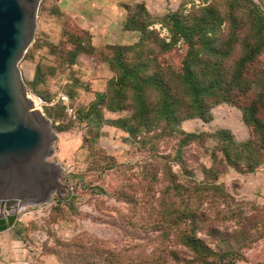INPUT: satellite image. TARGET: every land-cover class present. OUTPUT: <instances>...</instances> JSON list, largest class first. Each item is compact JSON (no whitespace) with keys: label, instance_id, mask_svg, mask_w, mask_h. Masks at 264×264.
<instances>
[{"label":"rangeland","instance_id":"374dc122","mask_svg":"<svg viewBox=\"0 0 264 264\" xmlns=\"http://www.w3.org/2000/svg\"><path fill=\"white\" fill-rule=\"evenodd\" d=\"M133 1L130 0L131 4L140 3ZM141 2L150 19L157 21L151 27L156 29L158 40L165 42L177 38V31L174 33L167 19L171 12L176 11V17L181 18L179 26L185 22L183 14L187 15L188 24L204 9L210 8L217 13L214 19L210 11H204L206 14L196 21L194 28L185 32L188 40L175 41L171 51L149 38L142 47L130 52L125 59L129 65L138 60L146 63V67L140 69L141 78L152 74V77L158 76V81L163 78L173 83L176 76H169L166 63L177 70L182 57L200 46V33L213 22L216 23L210 38L217 52H207L202 59L207 65L214 64L223 78H238L241 62L264 47V0ZM192 4L195 6L191 7ZM54 5V0L40 1L36 28L19 67L24 83L33 78L37 64L55 66L56 72L61 74L59 78H55V74L49 77L39 88L52 103L58 102V94L68 95L69 106L73 108L68 112L65 105L63 109L56 104L43 110L55 135L53 152L47 161L57 164L60 177L56 181L69 190L58 188L61 201L57 200L54 188L49 201L25 204L18 209L14 225L0 232L4 236L0 264H95L87 262L92 260L88 259V254L100 248L118 254L121 259L150 252L153 244L148 238L153 235L146 236L140 229L125 224L124 215H131L133 210L132 201L126 198L140 203L142 194L149 193L156 201L158 189L165 185L158 183L162 172L188 174L199 182L221 185L225 195L206 200L201 208L209 219L199 228L198 236L209 240L205 235L208 224L228 235L243 236L246 242L239 243L242 246L238 248L237 264H264V172H255L260 171L264 163L251 171L233 162L227 163L222 154L224 136L218 134V130H226L236 143L247 141L245 113L235 104L221 102L210 109L208 121L197 115L183 117L176 125V132L195 136L182 145L178 144L181 136L176 132L171 134L165 130L158 135V128L130 135L121 120L131 111L123 106L113 108L99 104L92 108L93 116L90 117V106L96 100L91 90L93 86L90 81H84L89 83L84 85L77 80H67L73 71L66 62L67 48L71 47L73 39L64 36V27L60 32L59 21L52 19ZM196 5L202 7L196 8ZM240 21L247 25L241 28ZM171 25L173 31L169 30ZM97 49L102 50L96 58L101 60L103 67L99 68L90 57L85 65L91 70L90 78H100L105 90V84L116 82L119 75L112 62L109 64L106 60L111 50ZM257 59L256 64L264 70V53ZM206 64L204 70L209 67ZM113 86L110 85L111 90ZM153 88L146 90L150 101L157 98ZM123 91L125 99L120 102L132 103L136 111L141 112L130 124H141L145 110L133 96V90ZM261 93H264V74L257 77L250 96H261ZM179 108V112L186 115L185 106L182 104ZM209 167L215 172H206ZM258 173L261 174L258 176ZM228 209L237 211L235 218H227ZM170 244L181 255L188 254L183 247ZM81 248L86 254L82 259Z\"/></svg>","mask_w":264,"mask_h":264},{"label":"trees","instance_id":"16d2710c","mask_svg":"<svg viewBox=\"0 0 264 264\" xmlns=\"http://www.w3.org/2000/svg\"><path fill=\"white\" fill-rule=\"evenodd\" d=\"M193 6L195 4H192L191 7ZM199 7L202 6L196 5V8ZM124 8L126 9L124 29L137 31L138 38L126 46L107 45L104 47L106 50H111V54L107 56L108 59L106 60L109 64L112 62L119 76L116 82L111 83L115 85L112 90L110 89L111 84L108 82L105 90L95 92L96 100L90 106V117L93 116L92 108L99 104L113 108L123 106L131 111L127 118L121 120L124 129L130 135L156 128H158V135L163 134L165 130L173 134L176 132V125L183 117L197 115L208 121L211 119L210 109L214 105L230 102L245 113L244 121L247 125L249 139L243 143H236L228 131L218 130V134L224 136L225 143L223 142L222 154L225 161L244 166L247 171L255 170L260 163H264V93H261V96H250V91L257 77L264 74L263 68L256 64L257 58L264 53V47L257 50L249 59L245 58L241 62V67L238 68L240 69L238 78L232 77L229 80L223 78L214 64L207 65L206 60L202 59L207 52L210 54L217 52V48L212 47L210 38L216 23L213 22L211 26L200 33V46L182 57L180 67L177 70H174L171 64L166 63L170 71L169 76H176L173 83L163 80V78L158 81V76L152 77V74L141 78L140 72L142 70L140 69L146 67V63L144 60H138L129 65L125 59L130 52L142 47L145 40L149 38H153L155 42L158 41V45L163 46L164 49L173 50L175 41L188 40L185 32L193 29L196 21L210 12L216 19L217 13H214L210 8H208L210 10L204 9L194 18L192 23L188 24L186 22L187 15L183 14L182 19L185 22L179 26L178 22L181 21V18L176 17L178 16L176 11L171 12L167 19L173 25L174 33L177 31V38L172 39L171 42H165L162 39L158 40L156 29L151 27L157 21L150 19L143 2L127 4ZM53 12L55 13L56 10ZM57 15L65 18L64 36L67 35L68 39H73L70 49L67 48V63H71L79 52L90 53L95 58L99 56V52L102 50L94 48L90 44L89 35L86 31L79 28L70 17L64 14ZM172 25L169 28L170 31H173ZM246 25L245 21H240L241 28ZM86 47H90V49ZM205 64L209 66L206 70H204ZM55 72V66L37 64L33 78L25 82L27 91L46 101L43 110L56 104H59L63 109L65 108L59 101L52 103L50 101L52 99H46L40 92L39 86L53 76ZM163 75L162 73L161 76ZM152 86L154 87L153 92L157 93V98L154 101L148 100L146 93V90ZM125 89L133 90V96L145 110L144 118L141 119V122H144L137 123V127V124L133 126L130 123L134 118L139 117L141 112L136 111V106L132 103L122 104L120 102L123 98L125 99V96L122 95ZM109 92L111 93L109 94ZM182 104L186 108V115L179 112V106ZM46 115L48 114L46 113ZM178 132L176 133L181 136L178 141L179 145L195 136L193 133ZM205 171L215 172L212 167ZM160 182L161 184L164 182L165 185L158 189L156 201L153 200V195L149 193L142 194V202L140 203L134 198H126L128 201H132L133 210L131 215L127 213L124 215L125 224L140 229L146 236L152 234L153 236L148 238V242L153 244L152 250L148 253L121 259L118 254L100 248L88 254V259L92 258V260L87 262L95 264H237L238 248L246 242L243 236L241 238L238 234L228 235L209 224L205 229V235L209 236V240L198 236L199 228L209 219L207 213L201 208L206 200L225 195L221 185L205 181L199 182L188 174L177 172H162L161 177L158 178V183ZM123 196L128 197L126 193H123ZM57 200L61 201L62 199L57 198ZM137 203L139 204L137 205ZM227 212L229 219H233L237 215L235 209H228ZM138 214L139 219H137ZM132 218L134 220H131ZM170 242L183 247L188 254L181 255L174 246H171ZM80 253V258L86 256L84 248L80 249Z\"/></svg>","mask_w":264,"mask_h":264},{"label":"water","instance_id":"95a60500","mask_svg":"<svg viewBox=\"0 0 264 264\" xmlns=\"http://www.w3.org/2000/svg\"><path fill=\"white\" fill-rule=\"evenodd\" d=\"M40 1L0 0V208L42 204L54 188L58 197L59 187L69 190L56 181L57 164L47 161L55 135L27 95L19 67L35 31ZM17 212L0 214V232L14 225Z\"/></svg>","mask_w":264,"mask_h":264},{"label":"crops","instance_id":"0c3cea01","mask_svg":"<svg viewBox=\"0 0 264 264\" xmlns=\"http://www.w3.org/2000/svg\"><path fill=\"white\" fill-rule=\"evenodd\" d=\"M54 10L52 19H56L60 24V32L64 27L65 18L60 14L70 17L74 23L89 35L90 44L95 48H104L107 45H128L135 42L138 38V32L134 30L124 29L126 19L125 5L131 4L130 0H54ZM146 0H135L133 2H141ZM59 14L60 16H58ZM36 28V27H35ZM130 31V32H128ZM130 39V41L128 40ZM70 49V47L68 48ZM89 57L103 67L101 60L95 58L90 53L79 52L75 55L73 61L69 64L72 72L68 75L67 80H77L84 85L92 84L91 89L94 93L103 91L104 86L100 78H90V68L85 63ZM61 77L56 72L55 78ZM84 81H90L89 83ZM106 86V84H105ZM81 87V86H80ZM104 87V88H103ZM55 92V91H54ZM248 134V133H247ZM264 172V167L260 171ZM261 173H258V176ZM4 237L0 234V254L4 247L2 240Z\"/></svg>","mask_w":264,"mask_h":264},{"label":"built area","instance_id":"2783aa9c","mask_svg":"<svg viewBox=\"0 0 264 264\" xmlns=\"http://www.w3.org/2000/svg\"><path fill=\"white\" fill-rule=\"evenodd\" d=\"M27 95L32 99V101L34 103V107L43 112V106L46 104V101L43 98H41L40 96H37V95H35L29 91H27ZM56 101H59L60 103L65 105L66 111H68V112L73 111V108L71 106H69L70 100H69L68 95L60 93L56 96Z\"/></svg>","mask_w":264,"mask_h":264},{"label":"bare ground","instance_id":"6f19581e","mask_svg":"<svg viewBox=\"0 0 264 264\" xmlns=\"http://www.w3.org/2000/svg\"><path fill=\"white\" fill-rule=\"evenodd\" d=\"M56 167H58V166H56ZM22 206H23V204L22 205H19V206L7 208V209L2 207V208H0V214H3V216H6L7 214L10 215L13 212H17V210L19 209V207H22Z\"/></svg>","mask_w":264,"mask_h":264}]
</instances>
